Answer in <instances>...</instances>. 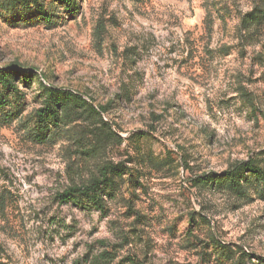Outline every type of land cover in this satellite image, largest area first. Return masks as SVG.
Instances as JSON below:
<instances>
[{"label":"rangeland","instance_id":"rangeland-1","mask_svg":"<svg viewBox=\"0 0 264 264\" xmlns=\"http://www.w3.org/2000/svg\"><path fill=\"white\" fill-rule=\"evenodd\" d=\"M262 1L82 0L55 27L0 8V70L34 74L0 113V264H264V201L198 185L264 159V22L242 25ZM41 84L115 136L71 117L40 140ZM106 165L105 211L62 202Z\"/></svg>","mask_w":264,"mask_h":264},{"label":"trees","instance_id":"trees-1","mask_svg":"<svg viewBox=\"0 0 264 264\" xmlns=\"http://www.w3.org/2000/svg\"><path fill=\"white\" fill-rule=\"evenodd\" d=\"M82 0H4L1 9L9 14L13 20L25 23L36 22L39 25L55 27L61 20L62 14L76 15L80 11ZM61 9V10H60ZM264 22V0L246 14L242 19L244 27L259 26ZM22 78L24 82H32L34 74L31 71L15 67L0 70V113H5V108L10 106L11 100L21 101L15 80ZM44 89V107L38 111V122L43 133L39 134L40 140H45L47 131L60 128L61 124L71 117L87 121H97L105 130L115 136L110 125L100 112L105 113V108L100 107L98 112L84 98L66 90L48 88ZM13 98V99H12ZM252 104V103H251ZM12 120L13 114L7 115ZM45 130V131H44ZM264 160V159H263ZM252 159L235 164L221 174L209 173L198 179V185L217 192H227L237 196L240 200L251 202L264 201V161ZM125 169L122 165H106L100 171V176L93 178L89 183L80 187H72L61 195L62 202L85 199L100 211H105L104 197L112 198L119 190L118 179H122ZM136 182H130L133 185Z\"/></svg>","mask_w":264,"mask_h":264}]
</instances>
